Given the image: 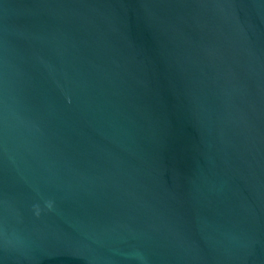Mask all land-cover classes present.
<instances>
[{"label": "water", "instance_id": "95a60500", "mask_svg": "<svg viewBox=\"0 0 264 264\" xmlns=\"http://www.w3.org/2000/svg\"><path fill=\"white\" fill-rule=\"evenodd\" d=\"M0 264H264V0H0Z\"/></svg>", "mask_w": 264, "mask_h": 264}]
</instances>
